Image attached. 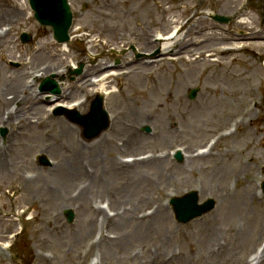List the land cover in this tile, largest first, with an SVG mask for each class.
Wrapping results in <instances>:
<instances>
[{
  "label": "rangeland",
  "instance_id": "obj_1",
  "mask_svg": "<svg viewBox=\"0 0 264 264\" xmlns=\"http://www.w3.org/2000/svg\"><path fill=\"white\" fill-rule=\"evenodd\" d=\"M68 2L63 47L27 0H0V120L14 118L0 121V264H264V0ZM176 27L164 49L155 37ZM23 31L32 39L21 42ZM109 69L110 124L86 139L53 110L86 112L97 92L90 82ZM50 73L59 94L38 90ZM24 86L31 99L7 108L8 90ZM92 144L96 160L79 151ZM142 157L151 161L120 163ZM71 161L78 169L66 178L60 166ZM193 189L215 203L178 223L168 199Z\"/></svg>",
  "mask_w": 264,
  "mask_h": 264
},
{
  "label": "water",
  "instance_id": "obj_2",
  "mask_svg": "<svg viewBox=\"0 0 264 264\" xmlns=\"http://www.w3.org/2000/svg\"><path fill=\"white\" fill-rule=\"evenodd\" d=\"M35 18L44 25L50 24L53 36L58 42L68 39L67 29L71 22V12L66 0H30ZM28 38V37H27ZM26 40V38H23ZM48 81V80H47ZM58 90L56 84L43 82L41 90ZM69 119L82 127V134L86 137H95L108 126V116L103 109V94L98 93L91 101L89 110L84 114L77 111L68 113ZM171 205L178 221H187L211 207L212 201L208 200L202 205L196 204V195L193 192L171 199Z\"/></svg>",
  "mask_w": 264,
  "mask_h": 264
},
{
  "label": "bare ground",
  "instance_id": "obj_3",
  "mask_svg": "<svg viewBox=\"0 0 264 264\" xmlns=\"http://www.w3.org/2000/svg\"><path fill=\"white\" fill-rule=\"evenodd\" d=\"M179 35H180V33H179ZM169 38H167L166 40H168ZM179 39V38H178ZM174 42V41H173ZM159 44L160 45H162L163 47H164V49H170V47H171V45H172V42H169V41H167V42H159ZM63 47H65L67 44L66 43H63V44H61ZM63 49H65V48H63ZM160 58H162V57H160ZM164 58V57H163ZM114 76V73H109L108 75H102L99 79H97L96 81H91L90 83H92L93 85H96L97 87H96V91H102V92H104L105 94H109V93H111V90L109 91V90H107V88H106V81L110 78V77H113ZM90 81V80H89ZM18 86L19 85H13V87L14 88H18ZM27 87L26 86H24L22 89H21V92L19 93V91L18 90H16V89H11V90H8L13 96L11 97V98H5V101H6V106H7V108L9 107V104L12 102H18V103H20L21 104V106H24L25 105V103L29 100V99H31V97L29 98L28 97V94H27V92L25 91V89H26ZM9 89H10V87H9ZM1 122L3 121L4 123H7V124H10V123H12L13 124V122H14V118H13V116L10 114V113H7V115L5 116V118L4 117H2L1 116V120H0ZM17 121H21V120H17ZM14 125H16L15 123H14ZM170 123H167L166 124V120H163V122L161 123V126H162V129L163 130H165V133H171V129H172V127L170 128ZM167 135H169V134H167ZM166 135V136H167ZM166 136H164V138L166 137ZM108 138H106L105 140H107ZM109 139H112V137H110ZM131 139V140H130ZM163 138H160V140H162ZM133 139H132V136H131V133H130V131L128 132V134H127V136L125 137V143H127V142H130V141H132ZM111 141V140H110ZM125 143H123V146H125ZM101 144V143H100ZM121 145H122V143H121ZM97 146V144H92L91 146H83V145H79V151H83V150H85L86 149V147H88V149L91 151L90 152V159L91 160H93V159H95L96 160V155H97V153L98 152H95V147ZM79 153V152H78ZM133 160V159H132ZM127 161H129V160H123V162L121 161L120 163H125L124 165H133V164H137V163H146V165L149 163V161H151V160H149V158L148 159H146V160H142V161H136V160H134V161H132V162H127ZM127 162V163H126ZM153 162H155V165H157L158 164V161H153ZM79 164L81 165V167L83 166V163H82V161L80 160L79 161ZM7 167H8V165H7V163L3 160V161H0V170H5V169H7ZM77 165L74 163V161H71V164H69L68 166H64V165H62V166H60V173H61V175L62 176H64V177H66V178H71L73 175H74V173L77 171ZM15 180H14V183H15V187L16 188H14V186H12V189L16 192L18 189L19 190H21L22 189V178L19 176V178H15V177H13ZM49 188H50V186H48ZM51 189V188H50ZM254 194V193H253ZM255 195V194H254ZM103 208L105 209V207L104 206H101V208L100 209H98V214L101 216L102 215V213H103V215H102V219H103V221H107L108 219H109V217L104 213V211H103ZM156 213L158 212V210H161L159 207H156ZM103 216H105V217H103ZM94 262H96L97 263V261L95 260V259H90V261L88 262V264H93ZM259 262V261H258Z\"/></svg>",
  "mask_w": 264,
  "mask_h": 264
}]
</instances>
